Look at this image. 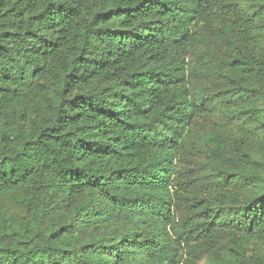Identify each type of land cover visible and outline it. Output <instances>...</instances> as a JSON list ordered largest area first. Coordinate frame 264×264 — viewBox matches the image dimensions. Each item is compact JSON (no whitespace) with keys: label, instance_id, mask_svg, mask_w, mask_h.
I'll list each match as a JSON object with an SVG mask.
<instances>
[{"label":"trees","instance_id":"16d2710c","mask_svg":"<svg viewBox=\"0 0 264 264\" xmlns=\"http://www.w3.org/2000/svg\"><path fill=\"white\" fill-rule=\"evenodd\" d=\"M0 264H264V0H0Z\"/></svg>","mask_w":264,"mask_h":264}]
</instances>
